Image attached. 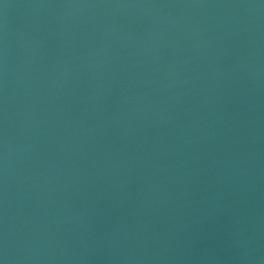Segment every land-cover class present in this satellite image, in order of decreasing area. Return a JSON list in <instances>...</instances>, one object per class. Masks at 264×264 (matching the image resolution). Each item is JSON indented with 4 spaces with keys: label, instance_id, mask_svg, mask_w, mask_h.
Wrapping results in <instances>:
<instances>
[{
    "label": "water",
    "instance_id": "95a60500",
    "mask_svg": "<svg viewBox=\"0 0 264 264\" xmlns=\"http://www.w3.org/2000/svg\"><path fill=\"white\" fill-rule=\"evenodd\" d=\"M0 264H264V0H0Z\"/></svg>",
    "mask_w": 264,
    "mask_h": 264
}]
</instances>
